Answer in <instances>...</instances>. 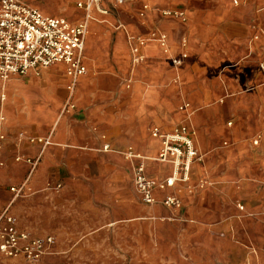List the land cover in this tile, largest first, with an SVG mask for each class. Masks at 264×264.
Here are the masks:
<instances>
[{
    "label": "rangeland",
    "instance_id": "374dc122",
    "mask_svg": "<svg viewBox=\"0 0 264 264\" xmlns=\"http://www.w3.org/2000/svg\"><path fill=\"white\" fill-rule=\"evenodd\" d=\"M21 1L52 16L84 18L75 9L83 0ZM236 1L142 0L136 4L129 0L119 7L112 0H102L99 7L107 14L92 10L87 29L96 54L85 56L90 70L79 83V87H91L80 92L75 109L67 107L62 115L67 127L73 123L86 126L90 119L100 124L103 117L102 121L118 118L125 127L136 130L128 145L154 157V152H148L149 131L161 124L151 120L155 106L141 101L151 92L155 102L164 106L165 117L174 119L172 128L189 125L202 160L192 164L196 170L202 164L197 179L188 180L176 191L179 198L186 199L185 215L182 209L176 214L143 206L127 170V188L111 190L115 172L101 167L91 171L85 156L59 169L37 167L33 173L23 167L22 145L7 146L17 143L18 137H9L4 109L7 101L18 107L25 103L19 92L9 97L0 82V209L12 205L20 228L31 237L55 240L34 262L0 255V264H264V171L256 161L264 148V105L255 102L244 87V43L230 41L215 56L211 43L202 52L196 38L197 24L211 22L218 11L225 16L237 13L235 22H246L250 0ZM175 7L187 11V21L160 16L164 8ZM91 22L96 26L92 31ZM162 24L172 34L170 38L166 30H160L171 39L167 38L166 51L149 41L153 26ZM133 40L144 42L139 58L136 55L138 61L134 60ZM229 43L238 48L232 52ZM152 44L157 46L155 50L143 51ZM237 69L241 75L234 80ZM57 76L58 69L48 71L52 80ZM12 83L23 85L20 79ZM37 83L42 84V77ZM182 104H188L186 110L179 109ZM95 109L103 114L94 113ZM13 115V121L18 120ZM46 121L42 118L43 124ZM67 129L65 133L74 137L77 128ZM62 146L69 147L67 143ZM78 149L90 151L86 145ZM30 173L32 179L38 176L34 185L27 186ZM11 188L21 191L16 194Z\"/></svg>",
    "mask_w": 264,
    "mask_h": 264
},
{
    "label": "crops",
    "instance_id": "0c3cea01",
    "mask_svg": "<svg viewBox=\"0 0 264 264\" xmlns=\"http://www.w3.org/2000/svg\"><path fill=\"white\" fill-rule=\"evenodd\" d=\"M115 2L114 0H112ZM129 0H123L122 2L118 3L122 7L123 4ZM136 4L142 2V0H136ZM101 2V1H100ZM264 0H250L249 1V8L248 11L250 12L249 16L247 17L246 22H235V17L238 15L237 13L235 16H225L226 14H222L221 11L215 13L214 18L211 22H199L196 26V38L199 39L200 44H202L201 50L204 51V47L206 44L211 43V48L213 54L216 56L220 54L221 51L224 52L223 46L226 45L228 42H236V43H244L241 45L243 49L244 57H245V66L244 70V87L248 94H250L251 98L256 100H260L261 104L264 105V68L260 69L258 65H264V12H259L263 5ZM116 3V2H115ZM101 6L104 7L103 3ZM33 7V6H32ZM35 8V7H34ZM41 13L42 11L38 8ZM75 9L83 12L81 9L75 6ZM74 9V10H75ZM260 9V10H259ZM173 10L184 11L187 16V11L182 8L175 7ZM259 10V11H257ZM45 16H52L47 13H42ZM57 17V16H54ZM65 18L64 16H61ZM69 22H76L78 20H69V18H65ZM227 21V22H225ZM96 26L93 25L91 22L90 31L94 30ZM153 29H158L159 31L166 30L165 32L167 36L171 38V31L166 28L165 24L162 25H154ZM164 29V30H163ZM86 35L85 43H84V50H83V59L82 63L88 68L89 64L86 63L85 56L88 58L92 57V55L96 54L93 51V41L92 37L89 34V30ZM257 36L258 40L255 41L252 38ZM170 38L169 41L171 40ZM230 44V43H229ZM231 46V44H230ZM228 46V49H230ZM238 48L237 45L231 46V51L233 48ZM157 46L152 44L151 46H145L143 51L144 52H152L155 50ZM230 51V52H231ZM233 52V51H232ZM58 69V76L55 80H52L48 77V71L51 69ZM87 70V72H88ZM242 70V67H241ZM235 76L233 79L238 80L240 74V69L236 70ZM85 76V75H84ZM81 76L78 78L75 87L72 91L68 89L70 80L65 73V66L64 65H56L50 67L49 69H45L39 72L38 75L30 74L23 78L12 77L3 87L5 92L9 95L12 93L19 92L18 94L21 96V102L25 104L20 107L18 105H12L10 101H7V104L4 109V113L6 116V131L10 133L11 140L13 137L16 138L17 143H8L9 148H14L15 144L17 147H21L20 157L25 159H31L35 161V166L32 168L28 163L21 162L23 167L25 166L27 169H32V172L39 167V170L48 169L50 166L56 167L59 169L63 165H67L71 163V161L76 160L80 156H85L89 159L88 165L90 166L91 171L97 170L99 167L105 169L106 171H114L116 175L112 184L109 185L111 190H117L122 187H126L128 184V174L126 170L131 174V168L125 158L121 155L123 151L127 148H132L135 153L148 157L154 158L158 155L160 150V141L158 139H154L150 136L151 140L148 142V152H154V157L147 155V153L138 150L136 147L132 145H128L127 143L131 137L136 135V130L134 128L125 127L123 123H121L118 118H112L111 121H108L107 118L102 121L101 118L100 124H96L94 119H90L86 126L84 125H68L66 122V117H62L64 115L65 110L67 107L71 109H75L78 105V97L80 96V92L83 89H88L91 85H85L83 87H79V83L81 79L84 77ZM42 77V84H35L36 79ZM13 79H20L23 82L22 84L12 83L10 81ZM3 101H6V94L2 96ZM141 99V94L138 96ZM141 101H146L151 103L152 106H155V111L151 112L150 117L151 120L155 123H159L161 125H153L151 128L156 127L161 132H169L171 131L174 122L173 118H166L164 113V106L160 103L155 102V97L151 92L142 96ZM37 104V105H36ZM63 104V105H62ZM62 105L61 115H57V109ZM69 105V106H68ZM53 106V107H52ZM16 108L19 112H15ZM94 113L96 114H103V110L95 109ZM13 114L17 115L16 121H13ZM97 116V115H96ZM47 118V124L42 123V118ZM45 126V127H43ZM66 128L69 129H76V133L73 137L70 133H65ZM50 130V133H47V130ZM19 133L17 136H14L15 133ZM31 138H41V139H48L49 145L43 147L41 144L38 143H31L29 139ZM68 144V148H63V144ZM86 145L90 151L81 152L78 148L81 146ZM103 145L109 146V151H102ZM98 148V149H97ZM101 152V153H99ZM25 155H28L29 158H23ZM115 160L110 162L109 160ZM120 161V162H119ZM202 161V160H201ZM257 162H260L261 170L264 171V148L262 152H259L257 157ZM200 162V161H197ZM202 164L198 163L199 170L193 168V165L190 169V179L189 181L193 182L197 179L196 173L201 172ZM30 173L28 179L26 180L27 186L34 185L36 183V177L38 173L33 177ZM145 173L149 178L152 179H163L170 175L171 167L168 164L155 162L148 160L145 163ZM202 173V172H201ZM25 184H23V187ZM26 186V187H27ZM177 186H180L179 184ZM125 188V189H126ZM170 192V191H168ZM165 194L156 192L154 197L156 199L163 198ZM204 196V195H203ZM203 196H198V199H204ZM182 202V211H184V215L187 214V206H186V199L184 197H180ZM141 202V201H140ZM142 204V203H141ZM145 206L144 204H142ZM161 207L165 209L163 206L159 204H155L151 207ZM10 208L6 207L4 210H7L9 216H12L16 220V229L20 231H24L28 233L26 230L20 228L19 223L16 219V214L14 212L13 206H9ZM150 207V206H147ZM169 212L167 209H165ZM2 211V209H0Z\"/></svg>",
    "mask_w": 264,
    "mask_h": 264
},
{
    "label": "built area",
    "instance_id": "2783aa9c",
    "mask_svg": "<svg viewBox=\"0 0 264 264\" xmlns=\"http://www.w3.org/2000/svg\"><path fill=\"white\" fill-rule=\"evenodd\" d=\"M100 1L102 0L78 2L76 6L83 11L84 18L69 22L63 17L42 15L39 10L21 0H0V82L6 85L12 77L38 75L42 70L64 65L70 80L68 89L72 91L78 78L86 75L88 70L82 59L89 21L93 18L92 10L97 9L100 13L107 14V11L100 9ZM114 1L120 3L123 0ZM234 4H237L236 0ZM160 16L180 22L187 21L184 12L173 9L164 8L160 11ZM167 38L164 33L155 29L149 41L156 42L166 51ZM257 38L254 36L253 40ZM132 44L134 60L138 61L139 50L144 46V42L133 40ZM126 87L128 89L130 83L126 84ZM187 107L188 104H182L179 109L182 111ZM193 135L189 125L184 123L169 132H161L153 127L150 136L160 141V150L155 158L142 157L132 148H127L121 153L130 165L131 182L142 204L150 207L159 204L169 212L180 213L182 202L176 192L177 185L187 183L193 161H201L194 147ZM29 141L43 147L49 145L46 138H31ZM109 149L108 145L102 147V151ZM148 160L168 164L171 167L170 175L163 179L149 178L145 173V163ZM24 161L32 168L36 163L31 159ZM11 191L19 194L21 190L11 188ZM156 192L165 195L156 199ZM15 223V218L9 216L7 210L0 211V255L6 258L21 257L34 262L53 245L55 240L51 236L31 237L28 233L16 229Z\"/></svg>",
    "mask_w": 264,
    "mask_h": 264
}]
</instances>
